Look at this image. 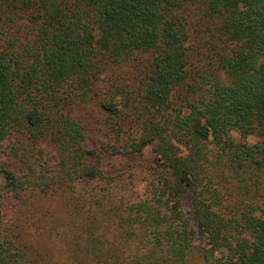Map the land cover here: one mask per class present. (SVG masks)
I'll list each match as a JSON object with an SVG mask.
<instances>
[{
  "label": "trees",
  "instance_id": "1",
  "mask_svg": "<svg viewBox=\"0 0 264 264\" xmlns=\"http://www.w3.org/2000/svg\"><path fill=\"white\" fill-rule=\"evenodd\" d=\"M94 101L99 149L74 117ZM148 147L144 200L70 207L68 264H264V0H0V264L30 263L12 202L110 187L102 155Z\"/></svg>",
  "mask_w": 264,
  "mask_h": 264
},
{
  "label": "rangeland",
  "instance_id": "2",
  "mask_svg": "<svg viewBox=\"0 0 264 264\" xmlns=\"http://www.w3.org/2000/svg\"><path fill=\"white\" fill-rule=\"evenodd\" d=\"M134 72L129 66H112L101 77V83L119 71ZM104 90V89H102ZM75 118L82 120L85 125L86 139L84 145L90 149H99L103 141L101 122L105 117L98 107V102L81 105L75 112ZM232 136L239 142V135ZM246 142L253 145L258 142L256 137H249ZM102 170L109 179H114L112 186L99 180H94L90 187L85 188L77 184L68 190L50 191L41 194L31 191L21 201L10 204L14 223V233L19 245L27 253L31 263L36 264H68L72 255V242L80 232L78 224L72 223L69 217L70 207L76 205V200L84 197L81 202L89 203L92 200V191L95 187L109 190L114 198H127L131 201L144 200L153 185L157 183L154 154L148 147L139 154L119 153L103 154L101 159ZM107 190L104 194L107 196ZM6 181L0 177V192L10 195ZM101 192L100 195H102ZM101 199V197H99ZM102 205L105 201H101ZM185 211L190 210V201L183 203Z\"/></svg>",
  "mask_w": 264,
  "mask_h": 264
}]
</instances>
